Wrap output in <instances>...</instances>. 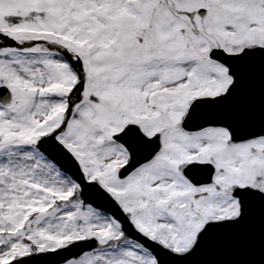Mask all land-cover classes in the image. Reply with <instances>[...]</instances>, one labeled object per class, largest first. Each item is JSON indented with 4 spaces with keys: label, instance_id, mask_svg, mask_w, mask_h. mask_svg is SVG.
Wrapping results in <instances>:
<instances>
[{
    "label": "snow or ice",
    "instance_id": "1",
    "mask_svg": "<svg viewBox=\"0 0 264 264\" xmlns=\"http://www.w3.org/2000/svg\"><path fill=\"white\" fill-rule=\"evenodd\" d=\"M0 264H264V0H0Z\"/></svg>",
    "mask_w": 264,
    "mask_h": 264
}]
</instances>
